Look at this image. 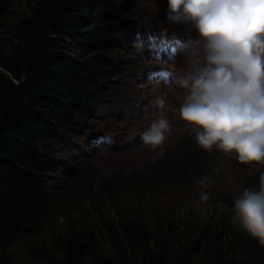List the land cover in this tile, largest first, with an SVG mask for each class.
Here are the masks:
<instances>
[{
  "label": "trees",
  "instance_id": "trees-1",
  "mask_svg": "<svg viewBox=\"0 0 264 264\" xmlns=\"http://www.w3.org/2000/svg\"><path fill=\"white\" fill-rule=\"evenodd\" d=\"M123 16L118 0H0V264H264V244L232 223L258 177L231 200L186 196L221 150L198 145L202 129L149 174L94 187L90 151L74 158L84 119L131 93L120 51L145 37L121 34Z\"/></svg>",
  "mask_w": 264,
  "mask_h": 264
},
{
  "label": "clouds",
  "instance_id": "clouds-1",
  "mask_svg": "<svg viewBox=\"0 0 264 264\" xmlns=\"http://www.w3.org/2000/svg\"><path fill=\"white\" fill-rule=\"evenodd\" d=\"M168 5V20L194 22L200 37L183 42L175 31L168 33L178 41L186 65L174 77L188 90L181 118L202 129L196 142L203 149L217 145L226 153L235 152L241 163L264 162V0H168ZM141 27L119 32L128 37L137 29L135 38L143 36L155 52L163 50L167 40L155 45L154 32ZM167 51L173 55L174 50ZM165 104L164 99L155 102L160 109ZM170 128L161 117L141 134L142 141L156 149ZM199 184L206 201L212 181L205 175ZM234 209V226L264 244V172L256 189H244L236 198Z\"/></svg>",
  "mask_w": 264,
  "mask_h": 264
},
{
  "label": "rangeland",
  "instance_id": "rangeland-1",
  "mask_svg": "<svg viewBox=\"0 0 264 264\" xmlns=\"http://www.w3.org/2000/svg\"><path fill=\"white\" fill-rule=\"evenodd\" d=\"M118 3L124 16L135 19L138 26L151 28L155 45L164 38L167 42L163 50L155 52L151 49L148 39L141 38L139 41L134 40L135 47L130 51H120L123 54L120 63L125 65L120 71V80L126 88H130L128 100L113 110L108 109L97 116H87L81 133L72 137L75 145L74 158L79 156L80 145L90 151L86 160L96 169L92 172L94 178L91 177V180H94L93 187L101 183V177H123L137 172L149 174L148 165L155 164L162 157L159 153L162 151L172 154L179 142L186 136L189 138L191 128L196 127L183 121L180 116V108L185 102L188 90L180 86L174 77L181 73L186 65L178 41L168 35L169 32L175 31L183 42L200 38L194 22L191 25L170 22L168 0H118ZM138 31L136 29L129 33L132 34L129 38L133 39ZM168 48L175 51L173 55L168 53ZM117 50L119 49L114 46L110 54H116ZM154 68H162L164 73H151ZM158 98L166 101L163 109L155 106ZM161 117L169 121L171 128L165 134L163 145L152 149L142 141L141 134ZM203 157L205 161H211L213 164L210 171L204 168L205 175L212 181V186L207 191L210 197L220 202L226 198L231 200L245 177L253 175L259 178L260 173L264 172V162L241 163L236 155L223 150L208 153ZM152 176L155 178L156 173L153 172ZM199 181L191 188L190 194L186 195L194 198L197 207L200 206L199 202H205L201 199L202 188ZM176 196L179 199L185 197ZM173 199L175 200L171 197L172 201Z\"/></svg>",
  "mask_w": 264,
  "mask_h": 264
},
{
  "label": "water",
  "instance_id": "water-1",
  "mask_svg": "<svg viewBox=\"0 0 264 264\" xmlns=\"http://www.w3.org/2000/svg\"><path fill=\"white\" fill-rule=\"evenodd\" d=\"M119 31L125 33L127 31L133 30L137 24L135 19H130L128 17H122L117 22Z\"/></svg>",
  "mask_w": 264,
  "mask_h": 264
},
{
  "label": "bare ground",
  "instance_id": "bare-ground-1",
  "mask_svg": "<svg viewBox=\"0 0 264 264\" xmlns=\"http://www.w3.org/2000/svg\"><path fill=\"white\" fill-rule=\"evenodd\" d=\"M153 70H154L155 73H159V72H161V69L154 68ZM70 145H71V144H70Z\"/></svg>",
  "mask_w": 264,
  "mask_h": 264
}]
</instances>
